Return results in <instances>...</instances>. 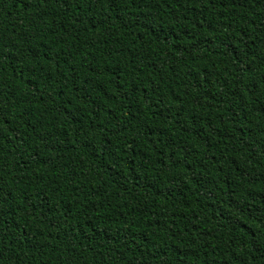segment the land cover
<instances>
[{
  "label": "trees",
  "instance_id": "obj_1",
  "mask_svg": "<svg viewBox=\"0 0 264 264\" xmlns=\"http://www.w3.org/2000/svg\"><path fill=\"white\" fill-rule=\"evenodd\" d=\"M0 264H264V0H0Z\"/></svg>",
  "mask_w": 264,
  "mask_h": 264
}]
</instances>
